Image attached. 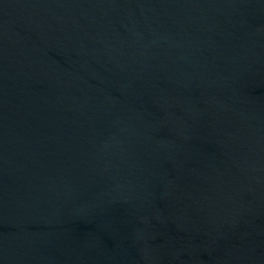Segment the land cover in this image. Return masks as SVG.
<instances>
[{
    "label": "water",
    "instance_id": "95a60500",
    "mask_svg": "<svg viewBox=\"0 0 264 264\" xmlns=\"http://www.w3.org/2000/svg\"><path fill=\"white\" fill-rule=\"evenodd\" d=\"M0 264H264V0H0Z\"/></svg>",
    "mask_w": 264,
    "mask_h": 264
}]
</instances>
